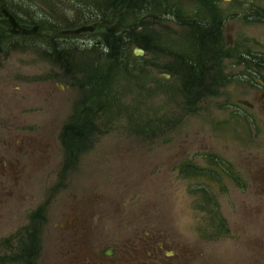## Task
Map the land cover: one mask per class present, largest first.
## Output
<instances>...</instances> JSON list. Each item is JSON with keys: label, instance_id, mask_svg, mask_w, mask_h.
I'll use <instances>...</instances> for the list:
<instances>
[{"label": "rangeland", "instance_id": "rangeland-1", "mask_svg": "<svg viewBox=\"0 0 264 264\" xmlns=\"http://www.w3.org/2000/svg\"><path fill=\"white\" fill-rule=\"evenodd\" d=\"M95 1L0 3V264H264V0L214 4L240 58L205 87L171 73L204 45L201 0L148 20ZM119 20L161 51L135 42L122 65Z\"/></svg>", "mask_w": 264, "mask_h": 264}, {"label": "trees", "instance_id": "trees-1", "mask_svg": "<svg viewBox=\"0 0 264 264\" xmlns=\"http://www.w3.org/2000/svg\"><path fill=\"white\" fill-rule=\"evenodd\" d=\"M4 1V2H3ZM6 1L8 0H0V3H2L3 5H6ZM85 2H83V5L85 6V8L89 9L87 6H91L93 3H95V0H84ZM118 3H121V1H117ZM202 3H200V7H201V11H196V13L200 14L201 19H208L211 24L208 25L207 27H202L203 30H201V28H198V33L201 35V37H198V42H202L204 45H202L200 47V50H197L196 48H192L195 45H193L191 43H189V45H187L186 50L188 57H183L180 54H178V57H180V59L182 60V63L186 66L190 65V70L185 68V71L188 72V74H180L178 71V68H176V66L173 67V71H171L172 75H175L178 73L180 78L186 79V80H191L194 78L193 72L195 71H199L196 75V78H194L195 80H192V82H196L198 83V85L200 84L202 87H205V80L206 78H208V71L210 70V68H215L219 58H227V57H237L240 58L239 56V51H237L234 48V45L231 47V43H228V41L225 39V36L222 34V29H223V23L225 21L224 19V13L222 12V10L220 12H218L217 8L215 7V5L217 6V0H201ZM123 4L126 6L124 10V13H126L127 16L133 17L135 18L137 16L138 13H143L142 14V18H145L146 20H148L149 18H151L150 16H155V18H160L159 16L161 14H173L174 15V6H170L168 4V2L164 1V0H141L136 2H128V1H124ZM215 4V5H214ZM212 9L214 11V14H210V10ZM175 9H177L175 7ZM178 10V14H180V10ZM177 13V11H176ZM175 13V14H176ZM209 13V14H208ZM176 15L173 16L172 19H174ZM41 19V20H47L48 17L45 16H41V17H31V19ZM86 20H84L85 22ZM185 21V20H184ZM195 20H192L191 23L189 21H185L187 25H189V27L191 26H196L195 24ZM45 23H49V21L45 22ZM183 23V22H182ZM131 22H127V21H123V20H119V22L117 23L116 27L113 28L110 31V34H113L116 36L117 41L114 42V45H118L121 39H125L126 42L124 44V47L121 51H119V55L120 57V61H123L124 65L126 62H128L127 60L130 59V55H129V46L130 44H133L135 42H138V46L143 47V48H149L150 46L148 45H153L154 48L156 47L157 50L161 51L162 46L159 48V43L157 42V37H155V35H152L153 37H151L149 31L146 32V38H147V43L143 44L142 40L140 38H142V31L141 32H135L130 33L132 30H134L136 27L130 29L129 27H131L132 25H130ZM184 24V23H183ZM56 25V24H55ZM130 25V26H129ZM129 26V27H128ZM55 28V27H54ZM144 35V34H143ZM199 35V36H200ZM148 36V37H147ZM11 36L9 35L8 32L4 31L3 33V39L2 41H4V39L6 38V41L10 38ZM109 36H106L105 42L106 44H108V46H111V39ZM148 39H150L148 41ZM197 40V39H195ZM208 42L210 43L208 45ZM3 43V42H2ZM51 45L55 44L54 39H52L50 42ZM8 46H12L11 43H8ZM96 44H99V41H97ZM7 45V44H6ZM113 45V46H114ZM0 46H2L0 44ZM48 46H50L48 44ZM112 47V46H111ZM190 47V48H189ZM191 49V50H189ZM1 51H4V47H0ZM53 50V49H52ZM53 54V53H51ZM55 58V56H53ZM201 58V61H200ZM60 62L64 61V59L59 60ZM118 62V61H117ZM119 63V62H118ZM199 63V68L197 66V64ZM201 63V64H200ZM208 64V66H206ZM122 65H119L120 68L122 67ZM195 67V68H194ZM224 67V66H223ZM183 68V66H182ZM194 68V69H193ZM219 70V69H217ZM216 70V71H217ZM221 74V75H219ZM215 82H222L225 81L227 79H229L228 76H226L223 73L220 72H216L215 76L211 77ZM198 99L200 101H202L203 99L201 97H205L204 92H198L197 93ZM199 101V102H200ZM33 241V240H32ZM32 245V244H30Z\"/></svg>", "mask_w": 264, "mask_h": 264}, {"label": "water", "instance_id": "water-1", "mask_svg": "<svg viewBox=\"0 0 264 264\" xmlns=\"http://www.w3.org/2000/svg\"><path fill=\"white\" fill-rule=\"evenodd\" d=\"M4 13L9 18V21L11 23L12 27L9 29V31L11 33H14V34L19 33V34H27V35L37 34L39 32L40 28H41V26H35L32 29H28L26 27H23V26H21L18 23L17 19L8 10L5 9ZM87 31H93L94 32L95 28L94 27L84 26V27H81V28L76 29V30L65 31L64 34L77 35V34H80L82 32H87Z\"/></svg>", "mask_w": 264, "mask_h": 264}, {"label": "flooded vegetation", "instance_id": "flooded-vegetation-1", "mask_svg": "<svg viewBox=\"0 0 264 264\" xmlns=\"http://www.w3.org/2000/svg\"><path fill=\"white\" fill-rule=\"evenodd\" d=\"M224 19H225V21H224V23H223V29H222V34L223 35H225L224 34V32H228V27H225V24H226V21H227V19H228V17H227V15L224 13ZM226 39V38H225ZM228 42H229V40L228 39H226ZM63 63H64V61H62ZM264 96V95H263ZM131 248H129V250H130ZM116 252V251H115ZM114 252V253H115Z\"/></svg>", "mask_w": 264, "mask_h": 264}]
</instances>
